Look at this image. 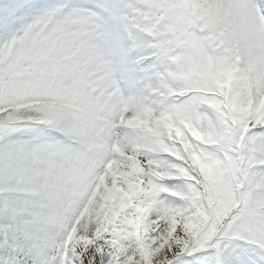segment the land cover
<instances>
[{
  "label": "snow or ice",
  "instance_id": "snow-or-ice-1",
  "mask_svg": "<svg viewBox=\"0 0 264 264\" xmlns=\"http://www.w3.org/2000/svg\"><path fill=\"white\" fill-rule=\"evenodd\" d=\"M0 264H264V0H0Z\"/></svg>",
  "mask_w": 264,
  "mask_h": 264
}]
</instances>
